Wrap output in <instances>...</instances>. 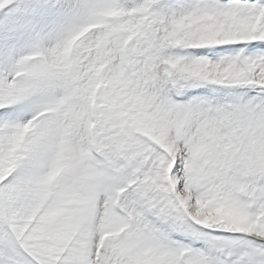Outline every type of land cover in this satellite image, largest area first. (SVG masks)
<instances>
[{
	"label": "snow or ice",
	"instance_id": "snow-or-ice-1",
	"mask_svg": "<svg viewBox=\"0 0 264 264\" xmlns=\"http://www.w3.org/2000/svg\"><path fill=\"white\" fill-rule=\"evenodd\" d=\"M0 264H264V0H0Z\"/></svg>",
	"mask_w": 264,
	"mask_h": 264
}]
</instances>
